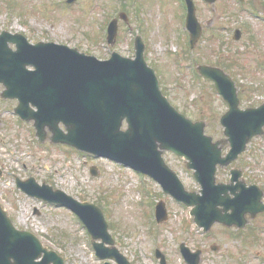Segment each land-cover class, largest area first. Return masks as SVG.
I'll use <instances>...</instances> for the list:
<instances>
[{
    "label": "rangeland",
    "instance_id": "1",
    "mask_svg": "<svg viewBox=\"0 0 264 264\" xmlns=\"http://www.w3.org/2000/svg\"><path fill=\"white\" fill-rule=\"evenodd\" d=\"M193 1L203 30L191 50L181 0H76L69 4L65 0H0V31L21 32L31 42L77 47L100 59L112 51L132 57L133 40L140 35L145 59L155 69L170 103L188 118L203 120L205 132L218 139L223 136L219 117L226 106L210 81L195 76V67L207 63L233 74L242 108L261 103L264 0ZM112 18L116 35L107 44L103 31ZM236 28L241 31L237 40L232 37ZM8 105L0 102V113ZM1 116L0 203L17 228L35 233L46 247L63 256L65 264L102 261L95 257L85 228L71 211L27 196L15 186V177L33 176L38 183L46 182L100 206L115 246L130 264H158L155 249L165 255L167 264H185L178 251L181 242L192 251L201 250L200 264H264V214L236 237L231 236L236 229L221 225L205 234L192 221L189 207L163 194L155 181L146 177L142 186L131 169L107 158L60 144L42 146L30 126L17 124L6 112ZM164 159L187 189L198 187L183 158L165 152ZM235 163L245 170L247 180L264 185V137L251 141ZM93 166L96 174L90 172ZM226 176V169L217 172L219 180ZM141 187L147 192L144 197ZM159 200L168 214L160 224L151 217V206Z\"/></svg>",
    "mask_w": 264,
    "mask_h": 264
},
{
    "label": "water",
    "instance_id": "2",
    "mask_svg": "<svg viewBox=\"0 0 264 264\" xmlns=\"http://www.w3.org/2000/svg\"><path fill=\"white\" fill-rule=\"evenodd\" d=\"M186 2V27L192 47L201 27L194 4L191 0ZM116 28L113 20L108 27L109 42L113 41ZM9 42L15 44L14 50ZM143 52L144 44L139 36L135 39L134 58L112 52L109 59L100 60L61 44H30L23 35L4 31L0 34L2 96L18 100L15 111L25 120L33 121L40 140L44 137V128L48 127L52 132L51 140L56 143L107 157L150 175L164 192L192 206L193 220L205 231L214 222L243 226V215L247 211L254 214L262 207L258 202L254 207L249 197L246 201L236 200L241 192L229 198L227 191L231 187L215 183L216 166L230 163L245 149L252 136L263 133L264 103L240 111L230 77L218 67L199 65V73L214 81L217 92L228 103V110L220 119L225 138L213 142L211 136L204 134L202 121L192 122L169 104ZM123 122L125 129H122ZM226 143L230 149L222 156V146ZM165 150L186 158L187 167L193 169V176L201 186V194L184 189L176 173L164 162ZM17 182L27 194L77 213L92 238L102 240L93 242L98 257L115 258L118 264H128L113 246L114 240L98 206L79 202L44 183L38 185L33 178ZM165 212L160 202L157 218L164 219ZM105 243L111 246L106 247ZM183 254L196 264L199 251L192 254L184 247ZM39 257L40 260H36ZM161 262L165 264L163 257ZM0 264L64 263L60 255L43 246L34 234L17 230L0 206Z\"/></svg>",
    "mask_w": 264,
    "mask_h": 264
},
{
    "label": "flooded vegetation",
    "instance_id": "3",
    "mask_svg": "<svg viewBox=\"0 0 264 264\" xmlns=\"http://www.w3.org/2000/svg\"><path fill=\"white\" fill-rule=\"evenodd\" d=\"M1 89L2 88L0 87V90ZM239 102H241L240 99H239ZM0 119H1V116H0ZM49 136H50V133L48 132V130H46L45 131V136H44L45 142L42 143V144L41 143H39V144L42 145V146L43 145L52 144L51 140L49 139ZM258 138H261V137H254L251 141L256 140ZM233 163H231V164H229L227 166L218 168L217 172L226 169V175L227 176H226V178L223 181L222 180L221 181L224 182V183H229L230 182L229 186L231 187V189L235 193L241 192V194H239V198H237L236 200L240 199L242 201H246L247 198L249 197L248 200L253 201L255 203V206H257V202L260 203V206H262V209L260 211H258L257 213H255L254 215H251L249 212H246L244 214V218L247 220L245 226H249V225H251V224H249L251 221H254L257 217H259V216L264 214V185L263 184L261 185L256 180H252V179L247 180V176L244 175L245 174V170L243 169L241 171L240 165H238L237 163H235V164H233ZM251 184H256L261 189V192L257 191L254 188H251L250 187ZM229 194H230V198L234 197V193H232L231 191L229 192Z\"/></svg>",
    "mask_w": 264,
    "mask_h": 264
}]
</instances>
